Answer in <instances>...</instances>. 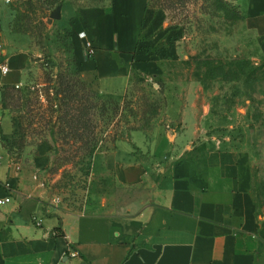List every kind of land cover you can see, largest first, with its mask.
<instances>
[{
	"label": "crops",
	"instance_id": "1",
	"mask_svg": "<svg viewBox=\"0 0 264 264\" xmlns=\"http://www.w3.org/2000/svg\"><path fill=\"white\" fill-rule=\"evenodd\" d=\"M66 0L84 79L115 92L159 67L141 35L150 0ZM253 58L264 65V0H237ZM64 20V22H62ZM96 52L88 58L78 33ZM33 37L15 30L0 0V264H264V212L250 164L233 144L209 134V111L172 101L173 128L94 153L85 186L66 200L49 159L12 146L22 135L9 107L38 64ZM19 86V87H17ZM173 138V139H172ZM43 146V144H42ZM79 251L68 258L69 246Z\"/></svg>",
	"mask_w": 264,
	"mask_h": 264
},
{
	"label": "rangeland",
	"instance_id": "2",
	"mask_svg": "<svg viewBox=\"0 0 264 264\" xmlns=\"http://www.w3.org/2000/svg\"><path fill=\"white\" fill-rule=\"evenodd\" d=\"M65 1L5 0L12 27L29 33L39 50L28 87L9 102L19 120V152L38 145L29 151L50 160L46 168L59 193L77 198L96 151L136 132L149 137L172 129V101L194 94L209 111V135L248 159L264 212V65L253 58L237 0H150L141 41L159 67L115 92L84 79L72 30L49 21Z\"/></svg>",
	"mask_w": 264,
	"mask_h": 264
},
{
	"label": "built area",
	"instance_id": "3",
	"mask_svg": "<svg viewBox=\"0 0 264 264\" xmlns=\"http://www.w3.org/2000/svg\"><path fill=\"white\" fill-rule=\"evenodd\" d=\"M79 38L83 41V47L86 53V56L88 58H92L95 55L96 52V48L93 44V42L91 41V39H89L88 34L85 31L79 32L78 33ZM0 70L4 73L7 74L10 71L9 66L6 63H0ZM19 87V86H17ZM40 98L45 100V96L43 94V91H40ZM11 201V197H7L4 199H0V206L10 202ZM79 256V251L73 247V246H69L68 248V258H76Z\"/></svg>",
	"mask_w": 264,
	"mask_h": 264
},
{
	"label": "water",
	"instance_id": "4",
	"mask_svg": "<svg viewBox=\"0 0 264 264\" xmlns=\"http://www.w3.org/2000/svg\"><path fill=\"white\" fill-rule=\"evenodd\" d=\"M62 8L63 5H59L52 13L50 16L49 21H54V20H60L62 18Z\"/></svg>",
	"mask_w": 264,
	"mask_h": 264
},
{
	"label": "trees",
	"instance_id": "5",
	"mask_svg": "<svg viewBox=\"0 0 264 264\" xmlns=\"http://www.w3.org/2000/svg\"><path fill=\"white\" fill-rule=\"evenodd\" d=\"M61 4H63V3H59V5H61ZM58 92H56V94H57ZM11 144H12V146H16V147H18L19 146V140H13L12 142H11Z\"/></svg>",
	"mask_w": 264,
	"mask_h": 264
}]
</instances>
